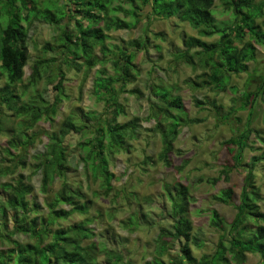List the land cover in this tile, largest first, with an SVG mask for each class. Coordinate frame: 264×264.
<instances>
[{
  "label": "trees",
  "instance_id": "16d2710c",
  "mask_svg": "<svg viewBox=\"0 0 264 264\" xmlns=\"http://www.w3.org/2000/svg\"><path fill=\"white\" fill-rule=\"evenodd\" d=\"M3 1L5 0H0ZM17 1H21V5H18ZM113 1L67 0L66 7L70 6L74 12L67 17L62 9L56 8L55 13L47 10L46 15L51 19L42 17L44 14L40 16L42 11L36 6H29L35 18L54 23L61 28L64 43L59 41V49L65 54L63 60L67 68L75 66L78 72L83 73V80H86L90 72L100 66L93 80V91L97 100L104 102L106 109L103 114L95 111L85 112L87 120L94 119L98 125H88L84 120L77 124L75 115L72 114L66 121L67 128L63 129L60 135L46 132L47 141L44 150L32 155L29 153L30 148L35 144L38 132L33 130L31 133L28 132L44 115L50 117L46 114L50 108L55 112L54 108L57 104L68 97L64 88L67 72L61 66H55L54 58L39 59L34 65L29 85L36 86L40 79H46L49 84L57 82L54 88L58 93L54 103H48L49 101L40 92L26 100L24 98L26 85L22 91L18 90L17 85L23 81L24 69L30 58L27 42L28 27L21 23L22 20L30 19L29 15L21 14L23 7L28 6L26 0H12L10 6L13 9L15 6L13 11L0 10V79L6 78L4 86L0 87V134L2 131H7L11 136L8 145L1 150L5 158L0 160V179L8 178L6 181H0V264H114L125 261L122 250L112 248L107 242L98 244L91 241L96 235L88 226L89 219L67 227L61 223L75 213L88 215L92 204V199H88L87 192L81 184L75 185L69 182L68 176L76 170L77 162L84 161L87 170L91 173L90 176L95 181L101 178L100 186L108 195L113 190L112 181L115 178L110 170V160L120 148L125 149L128 139L134 138L137 134L138 118L126 123H119L117 120L121 115H126V106L120 102L121 95L139 93L138 89H128V85L135 83L139 78L134 60L138 51L146 49L148 38L137 37L129 40L127 46H117L119 52L113 53L107 45L110 38L107 32L133 28L142 20V15L150 21L187 20L198 29L201 37H188L185 40V48L177 58L180 62L194 66L197 57H200V62L204 58L203 68H209V73L213 75L212 81L219 80L226 73L239 74L248 70L250 55L237 54L246 44H250L254 50L257 49L256 44L259 42L243 41L249 30H256L257 35L254 34L255 36L251 38L256 37L258 40L264 38V26L257 22V18L264 17V0L259 2L224 0L234 15V21L231 25L222 28L215 25L211 14L216 0H119L129 5V8L122 9L113 7ZM256 10L258 12L254 13L253 11ZM118 11L132 15L136 21L120 17ZM8 13L11 16L4 25L3 21L7 19L5 17ZM65 18L69 20L66 21ZM63 20L67 24L61 26ZM84 20H88V23L85 24ZM102 21L103 25H100ZM72 22L75 29L70 30L69 25ZM233 30L238 33H232ZM215 34L219 35L217 42L202 39ZM237 41L242 45L239 46ZM48 48L50 47L47 45L44 51ZM157 48L160 49L161 46L157 45ZM195 48L197 50L192 52ZM145 52L148 54L147 50ZM78 59L81 61H77ZM212 62L214 65L211 64ZM107 63L113 65V74L107 72ZM209 82L211 81L203 78L197 84L200 88ZM257 86L256 90H248L242 97L244 105H251L252 108L247 126L238 136H231L225 141L228 146H236L234 156L240 165L243 164L245 150L258 149L254 147L255 141H251V136L254 134L256 140L261 141L259 130L251 126V119L257 101L264 93V78ZM153 88L157 100L152 101L151 104L152 116L161 128L163 141L168 144L167 148L171 149V143L179 132L177 124L167 132L165 124L168 119L163 123L159 119L160 116L163 118L176 116L174 110L177 107L185 108L183 100L181 96L172 95L171 89L169 90L166 85H155ZM81 90H83L82 85ZM197 102L202 103L199 100ZM214 106L218 109L222 105L214 104ZM5 107L8 112L1 116ZM13 120L19 127L18 132L15 130L16 133L14 127L12 131L5 125ZM198 121L200 120L190 119L189 123ZM69 128L84 136L91 130L95 133L91 139L78 141L80 153L77 156L75 150H69L68 137L72 132ZM167 148L160 155L161 158H167L169 152ZM31 159L38 162L35 165L38 170L42 169L40 191L45 194L43 203L37 200L30 178L24 173L17 172L19 166L24 168L27 164L32 166V163H28ZM146 160L151 159L147 157ZM5 161L8 163L2 165L1 163ZM260 162H264V152L259 156L254 155L250 162L244 165L246 172L244 183L238 203L235 204L236 213L231 221H227L217 209L210 211V225L219 232V240L214 252L203 254L200 258L193 255L190 247L192 240L197 246L202 247V244L193 234L189 187L182 183L175 184L174 187L166 184L165 196L170 201L168 213L173 225L170 230L160 231L154 249L156 256L149 264H167L163 256L172 249V244L180 246L181 254L170 261V264H244L248 253L259 256V261L255 264H264V209L260 204L264 198L253 171ZM233 166H236V163ZM36 168L34 171H38ZM222 172L226 173L225 178L229 179V171ZM218 180L219 178H213L212 182L216 183ZM55 182L60 183L56 191L52 188ZM125 194V190H119L117 196L128 198ZM233 195V188L229 187L214 195V199L230 204ZM140 218L139 213L133 214L127 222L128 226L134 225L139 228L142 223ZM87 241L88 244L85 245Z\"/></svg>",
  "mask_w": 264,
  "mask_h": 264
},
{
  "label": "rangeland",
  "instance_id": "374dc122",
  "mask_svg": "<svg viewBox=\"0 0 264 264\" xmlns=\"http://www.w3.org/2000/svg\"><path fill=\"white\" fill-rule=\"evenodd\" d=\"M66 1L26 0L28 7H23L21 10L23 16L29 15L30 17L28 21H21L23 25L28 27L27 42L30 58L24 69L23 81L17 85L18 90H24L26 85L27 90L24 96L26 100L40 92L49 101L48 103H54L58 93L54 88L57 82L49 84L46 79H40L36 86L29 85L34 65L39 59L54 58L56 59L55 66H61L67 72L64 88L68 97L63 98V101L57 104L54 108L55 112L50 108L46 113L50 117L44 115L28 132L31 133L32 130L38 132V138L30 148L29 153L31 155L44 150L47 141L46 132L60 135L61 131L67 128L66 121L72 114L75 115L77 124L84 120L88 125H93L97 124L96 120H87L85 112L95 111L103 114L106 110L104 102L98 101L93 91V80L96 76V70L100 66L93 69L86 80H83V73L78 72L75 66L67 68L63 60L65 54L59 49V41L64 43L61 28L54 23L35 18L29 8V6H36L38 10L42 11L40 16L44 14L42 17L48 19L51 17L46 15L47 10L55 13L56 8L65 11L69 17L74 10L70 6L66 7ZM11 2L12 0L0 2V10L8 11L11 9L13 11L15 6L13 9L10 6ZM17 4L21 5V1H17ZM112 6L117 9L129 8L128 4L119 0H114ZM257 8L258 6H256ZM211 14L215 25L221 28L231 25L234 21V15L224 0H216ZM118 15L127 20L136 21L132 15H127L123 11H118ZM10 16L11 14L8 13L5 17L7 19L3 21L4 25ZM64 20L68 21L69 18ZM64 20L61 26L64 23L67 24ZM263 20L264 17L257 18V22L262 26H264ZM84 23L87 24L88 20H84ZM100 25H103V21ZM69 27L70 30L75 29L74 22L70 23ZM107 33L110 35L107 45L113 53L119 52L117 46H127L129 40L137 37L148 38L146 49L138 51L134 60L139 78L135 83L128 85V89H138L139 93L121 95L120 102L126 106V115H121L117 120L119 123H126L138 118L137 134L134 138L128 139L125 149L120 148L119 152L115 153L114 158L112 157L110 160V170L114 173L115 178L112 181L113 190L108 195L100 186L101 178L95 181L90 176L91 173L87 170L84 161L77 162L76 170L68 176L69 182L75 185L81 184L87 192L88 199H92V204L88 215L75 213L61 223L67 227L84 219H89L90 224L88 226L93 229L96 235L91 241L98 244L107 242L112 248L123 251L124 263L114 264H149L153 262L156 256L154 249L160 231L162 229L170 230L173 225V220L168 213L171 205L165 196L164 187L166 184L174 187L175 184L182 183L189 187L191 199L189 208L190 217L193 221V234L202 244V247L197 246L192 240L190 243L191 251L198 258L203 254H210L214 252L219 240V232L210 225V211L217 209L227 221L232 220L236 213L235 204L238 203L246 174L244 165L250 162L254 155L259 156L264 152V93L262 94L263 97L260 96L261 98L257 101L253 119H251V126L259 130L261 136V141L256 140L254 134L251 136V141H255L254 147L258 149L245 150L243 164L240 165L234 156L236 153L234 147L236 146H228L225 143L231 136H238L250 119L251 105L245 106L242 97L248 90H256L258 82L264 78V38H259L260 40L256 37L251 38L257 34L256 30H249L243 41L259 42L256 44L257 49L254 50L250 44H246L237 54L250 55L248 70L239 74L226 73L219 80L212 81L213 75L209 73V68H203L205 67L202 63L204 58L200 62V57H197V60L195 59L196 66L180 62L177 58V55L185 48V40L188 37L200 36L198 29L187 20L153 19L150 21L145 15H142V20L133 28L114 29ZM232 33L238 32L233 30ZM202 39L208 42H217L219 35L215 34L209 38L202 37ZM237 44L242 45L239 41ZM47 45L50 48L44 51ZM157 45H160L161 48L158 49ZM146 50L148 54L145 52ZM196 50L197 48L193 49L192 52ZM97 51L99 52V49ZM77 61L80 62L81 59ZM211 64L214 65L213 62ZM106 69L109 74L114 73L111 63L106 64ZM206 73L207 75H204ZM203 78L211 82L199 88L197 83ZM5 81V77L0 79V87L4 86ZM81 85L83 90H81ZM155 85H166L168 89H171L172 95L182 97L185 107V110L177 107L174 110L177 113L176 116H164L163 118L159 115V121L162 123L167 122L168 119L165 124L167 132H170L177 124L176 127L179 132L171 143V149L167 148L168 144L163 141L161 128L152 116L151 104L152 101L157 100L153 93V86ZM197 100L202 103H198ZM214 104L222 106L216 109ZM51 105L48 106L51 107ZM7 112V108H3L1 116ZM190 119L200 121L189 123ZM13 122H8L5 125L9 126L12 131L15 128L14 132L16 133L19 127L14 120ZM94 136L95 133L92 130L88 131L86 136L72 131L68 137L69 150H75L77 156L80 153L78 141L91 139ZM10 138L11 136L7 131H2L0 134V160L5 158L1 154V150L8 145ZM166 148L169 149L167 158H161L160 155ZM16 152L18 153V151ZM147 157L151 160H146ZM7 163L5 161L1 164ZM28 163L33 165L27 164L25 168L19 166L17 172L24 173L30 178V182L35 188L37 200L43 203L45 194L40 191L42 169L36 168L35 165L38 162L34 159ZM235 163L236 166H233ZM35 168L38 171H34ZM223 170L229 171V179L225 178L226 173L223 174ZM253 171L256 174V183L261 187L264 198V162L258 163ZM213 178H219V180L213 183ZM6 179L8 178L2 177L0 181H6ZM59 187V182L52 185L55 191ZM229 187H232L234 191L233 200L230 204H224L214 199V195H218L222 190ZM119 190H125V196L128 198L124 199L123 196H117ZM260 204L264 209V200ZM138 213L142 221L141 226L139 228L134 225L128 226L127 222L130 217ZM84 244H88V241ZM172 245V249L163 256L167 264H170V261L178 258V255L181 254L180 246L178 244ZM258 261L259 256L257 254L248 253L244 264H255Z\"/></svg>",
  "mask_w": 264,
  "mask_h": 264
}]
</instances>
